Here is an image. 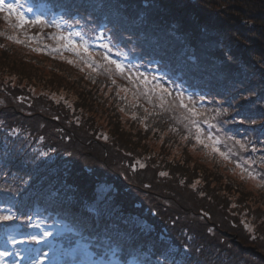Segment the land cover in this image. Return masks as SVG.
I'll list each match as a JSON object with an SVG mask.
<instances>
[{
	"label": "trees",
	"instance_id": "16d2710c",
	"mask_svg": "<svg viewBox=\"0 0 264 264\" xmlns=\"http://www.w3.org/2000/svg\"><path fill=\"white\" fill-rule=\"evenodd\" d=\"M5 3L47 23L0 13V264H264V0Z\"/></svg>",
	"mask_w": 264,
	"mask_h": 264
},
{
	"label": "snow or ice",
	"instance_id": "6c2138e0",
	"mask_svg": "<svg viewBox=\"0 0 264 264\" xmlns=\"http://www.w3.org/2000/svg\"><path fill=\"white\" fill-rule=\"evenodd\" d=\"M29 11H31V9H29ZM0 13H6L7 15L5 16V19H9L10 17H14L16 20V24L13 25L16 28H21L23 27L25 24L28 25H40V26H45L46 25V21L43 19L42 16H36L34 19L32 20H28L22 13H20L17 10V7L12 5V4H6L5 0H0ZM57 28H59V25H55ZM75 35L79 36V33H76ZM8 39L11 40H16L17 43H22L23 41L18 40L16 37L13 36H8ZM59 39H66V37L64 36H60ZM68 46H69V50L76 52V54L78 56H80L81 53L86 54V57H81L82 59H84L85 63H89L90 65L92 63H94V61L92 60V52L90 51V48L88 47L87 43L84 42L83 40L81 41V43L77 44L75 41L69 40L68 41ZM103 47L105 49H109V46L107 44H104ZM103 59L105 61H107V63L109 65H115V71H117L118 73L123 74V72L125 71V69L123 68V66L118 63L115 60H112L109 58V56L107 55V52L103 54ZM69 63H71V61H69ZM109 71H111V69H109ZM113 83H115V81H113ZM150 82L145 80L144 81V85H145V89L146 91L142 94L147 95L148 92H155L157 90H159V99L161 101L160 103V107L162 109H164L165 111H173V110H179V109H183V113H182V117H180L179 119L188 121L189 123L192 124L193 127L196 128V140L203 144L204 147H209V144H206L204 142V140L201 139L200 137V133H201V129L199 127V124L197 123L195 117L200 116L201 113H199L198 111H196L195 109V102L192 100L191 97L187 98V102L185 101V98L183 97V94H178L175 98H173L172 101H168L166 99L167 96H170L171 93L168 92V90L166 88L163 87V85H159V84H155L153 85L151 88H148V84ZM165 105H167V107H165ZM208 121L205 120V123H207ZM187 126V125H186ZM207 139L209 141H211V147L212 150L214 152H218L221 156H224L227 159V156L225 155V153L220 152L219 148L216 147V145L219 143L218 140H213V138L211 137V135H209L207 137ZM236 143H240L239 141H237ZM241 147H244V145L241 144ZM141 167H143V165H141ZM161 176H166L168 175L166 172H161L160 173ZM194 187V186H193ZM13 219L12 216L10 215H3L0 216V220H11ZM251 230V229H249ZM44 236H51L52 233L51 232H45L43 234ZM32 240H36L37 243H39L40 241L37 239V237L33 236L31 237ZM85 253L87 254V249H84Z\"/></svg>",
	"mask_w": 264,
	"mask_h": 264
},
{
	"label": "rangeland",
	"instance_id": "374dc122",
	"mask_svg": "<svg viewBox=\"0 0 264 264\" xmlns=\"http://www.w3.org/2000/svg\"><path fill=\"white\" fill-rule=\"evenodd\" d=\"M3 26V24H1ZM107 69H110V67H108ZM206 119H196L197 123L199 124L200 129L202 130L201 133L206 134V138L211 135V137L213 138V140H218L219 143L223 142L224 143V138L222 137V135L219 133V131H221L220 126L213 124L211 122H207L205 123ZM141 165L143 164H139L138 166H133L131 169L129 168L128 171L130 173V171H132L133 169H137L139 168ZM153 170V169H152ZM248 182V180H247ZM252 183H254L253 181H251ZM251 184V183H249ZM129 184L126 183V186H128ZM250 186V185H249ZM134 194H136V191L134 192Z\"/></svg>",
	"mask_w": 264,
	"mask_h": 264
}]
</instances>
